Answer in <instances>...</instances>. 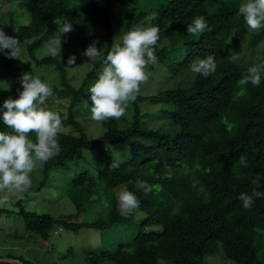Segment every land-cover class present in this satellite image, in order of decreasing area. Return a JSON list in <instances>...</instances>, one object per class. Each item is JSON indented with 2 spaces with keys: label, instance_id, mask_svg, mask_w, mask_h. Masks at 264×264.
<instances>
[{
  "label": "trees",
  "instance_id": "16d2710c",
  "mask_svg": "<svg viewBox=\"0 0 264 264\" xmlns=\"http://www.w3.org/2000/svg\"><path fill=\"white\" fill-rule=\"evenodd\" d=\"M76 1L82 24L74 32L85 34L93 26H99L104 42L103 48L99 47L102 57L110 49L115 33L141 25L145 16L154 12L157 19L152 24L160 29V40L154 49L157 63L146 70L162 68L175 76L186 73L195 58L208 55L215 57L216 70L207 78L191 73L188 86L178 84L156 93L148 94L140 86L137 99L126 109L130 111L129 118L122 117L127 123L120 125L117 119L101 122L104 132L89 138L78 119L81 114L78 106L87 101L89 107L84 112L90 111L88 89L103 65L93 62L80 84L70 83L62 56L71 45L73 31L63 38L61 58L48 55L37 59L35 49L58 29L53 19L69 20L65 17L67 0H29V23L16 28L9 22L6 33L18 40H30L27 45L30 59L36 65L57 70L59 82L52 86L54 97L68 102L67 114L61 110L58 114L62 124L70 125L69 131L58 134L59 155L42 165L41 185L53 168L71 167L73 161L78 165L76 157L84 159L83 150H94L100 145L107 150V146L126 142L129 157L116 168L110 167L114 161L109 157L100 167L95 166V175L84 169L72 178L67 193L74 212L69 215L55 218L20 206L17 213L23 219L27 235L34 234L46 241L54 226L60 224L75 232L82 227L128 226L135 212L128 217L122 215L114 194L118 186L124 185V189L136 194L140 201L138 209L145 213L140 224L157 223L161 229L138 231L126 246L88 252L84 264H157L159 259L169 264H205L204 258L218 251L234 264H264L255 243L257 231L264 228V197L256 199L251 208H245L239 199L240 193L251 194L254 187L264 192V75L259 87L251 84L239 87L237 81L247 74V68L228 51L231 34L241 35L247 27L243 16L238 14L243 0H168L149 12L130 6L129 2L139 0ZM201 16L208 28L197 35L188 34L187 24ZM263 38L264 27L252 33L248 48L256 47ZM2 58L5 68L15 60L4 53ZM257 61L256 65L264 66V49ZM9 96L17 97V89L0 90V104ZM144 102L164 106L162 116L179 126V130L171 135L145 127L143 118L148 112L141 110ZM0 131L12 130L0 128ZM29 138L35 142L36 134L29 133ZM241 154L247 158V167L239 164ZM256 177L261 181L254 186L252 181ZM136 180L146 181L152 191L145 194L137 190L134 183H129ZM95 202L100 204V215L93 220H81L85 205Z\"/></svg>",
  "mask_w": 264,
  "mask_h": 264
},
{
  "label": "rangeland",
  "instance_id": "374dc122",
  "mask_svg": "<svg viewBox=\"0 0 264 264\" xmlns=\"http://www.w3.org/2000/svg\"><path fill=\"white\" fill-rule=\"evenodd\" d=\"M168 0H139L129 2L130 6H134L139 10H154L160 4L167 3ZM244 2V0H243ZM65 17L69 19L73 26V32L77 31L76 26L82 24V20L77 10L76 0H67V9ZM30 21L29 0H0V28L7 32L9 22H13L17 28L20 25H26ZM77 24V25H76ZM256 31L246 30L243 34L232 33L228 39V51L235 60L240 61L244 68H249L252 65L258 64V58L261 50L264 49V38L254 48H248V41ZM54 32L50 38L44 42L40 47L35 49L34 56L40 59L48 56L46 52V45L55 36ZM115 33L114 39L118 36ZM64 36H62L63 41ZM93 41H97V47H103L104 42L102 38V29L99 26H93L92 29L85 34H77L74 32V38L71 45L68 47L66 53L63 54L62 60L65 64L70 83L72 85L80 84L84 73L90 69L93 62L89 58L82 55L83 51ZM21 55L16 58L11 66L4 67L2 53H0V90L8 91L12 89H22L19 82V77L24 72H31L35 77L40 78L43 82L50 86L58 85L59 76L57 70L53 66L36 65L29 57L27 52V45L30 40L21 39ZM75 55V64L68 65L66 60L69 56ZM158 68L156 70H146L148 74V81L141 86L145 88L146 92L156 93L161 89L172 88L179 85L188 86L192 81V72L189 70L186 73L171 76V73L163 71ZM68 102L66 99H57L56 97L48 98L44 108L47 110L62 111L67 114ZM81 114L78 119L83 123L89 138H96L104 132V127L101 122L92 121L90 119V111L84 112V104H79ZM165 107L160 103L152 104L144 102L141 110L148 112L143 118L145 127L159 129L171 135L179 130V126L173 124L168 117L162 116V110ZM130 111L126 110L124 117L129 118ZM66 115L63 116L65 118ZM120 125L127 123L122 121V117L117 119ZM63 131H69L70 125L62 124ZM66 126V127H65ZM125 127V126H121ZM0 128L6 129L2 119H0ZM139 140L149 143L147 139L140 138ZM82 155L76 157L77 164L72 162L71 167H56L50 170V173L43 181L42 166H38L37 170L31 174L32 186L23 195L15 193H7L8 203L0 206L3 212L0 213V257H10L15 255L18 259L27 260L32 264H84V256L88 252H102L105 250H113L119 245H128L133 236L138 231H149L161 229L160 224H144L140 222L145 216L142 210L137 209L134 214L133 222L128 226L113 225L105 229H94L89 227H82L78 231H73L65 228L62 224L55 225L56 233L50 234L46 241L39 239L37 235H27L22 217L17 213L20 206L27 210H32L37 213H48L55 218L69 215L74 212V205L70 199L67 189L69 188L72 178H74L81 170H89L92 175H95V166H101L109 157L116 163H121L129 157V145L122 142L115 146H107L104 150L103 146H97L94 150H83ZM77 165V166H75ZM98 167V168H99ZM186 172V170H183ZM125 186H118L114 191L115 197L124 190ZM5 193H0V196ZM18 203V204H17ZM80 215V219L89 221L97 218L100 211V204L88 203L85 205ZM118 206V203H117ZM119 209V206H118ZM120 226V227H118ZM256 247L258 256L264 262V228L257 231ZM205 264H234L231 260L223 257L222 252L218 251L215 254L208 255L204 258ZM0 264H16V263H0ZM157 264H169L165 260L159 259Z\"/></svg>",
  "mask_w": 264,
  "mask_h": 264
},
{
  "label": "clouds",
  "instance_id": "9594fccd",
  "mask_svg": "<svg viewBox=\"0 0 264 264\" xmlns=\"http://www.w3.org/2000/svg\"><path fill=\"white\" fill-rule=\"evenodd\" d=\"M238 14L243 16L248 30L259 31L264 27V0H244L238 6ZM155 19L157 14L149 13L141 25H134L128 31L120 32L103 57V47L98 48L97 41H93L83 51L82 55L88 57L90 62L99 61L103 65L98 78L88 89L92 121L105 122L123 117L128 105L137 99L140 86L147 83L149 77L146 69L157 63L154 49L160 40V29L152 24ZM53 23L58 26V34L48 42L46 52L52 57L61 58L62 36L73 31V26L69 20L60 17L54 18ZM206 28L208 25L204 17H195L187 24L186 32L197 35ZM20 45L21 42L16 36H10L0 28V53L10 59L20 58ZM75 60V55H71L67 64L73 65ZM189 68L193 74L207 78L216 70L215 57H197L190 63ZM262 75L264 66H251L247 69V74L237 81V85L241 88L249 84L259 87ZM19 82L22 89L18 90V96H9L0 104V119L6 128L12 130L0 131V193H5L0 196V206L8 203L7 193H26L32 186L31 174L61 151L57 139L62 131L61 116L43 107L48 98L54 97L52 86L33 76L31 72L22 73ZM84 107H89L87 101ZM32 132L36 134L35 142L29 138V133ZM239 164L248 166L245 155L239 156ZM110 167L116 168L118 163L113 162ZM260 181L261 178L256 177L252 183L256 186ZM129 183H134V187L145 194L152 191L146 181L136 180ZM262 197L264 192L256 190L255 187L251 194L242 192L239 195L245 208H251L255 200ZM116 199L119 211L125 217L135 212L140 205L136 194L127 189L121 190Z\"/></svg>",
  "mask_w": 264,
  "mask_h": 264
},
{
  "label": "water",
  "instance_id": "95a60500",
  "mask_svg": "<svg viewBox=\"0 0 264 264\" xmlns=\"http://www.w3.org/2000/svg\"><path fill=\"white\" fill-rule=\"evenodd\" d=\"M0 262L2 263H18V264H25L17 258L13 257H0Z\"/></svg>",
  "mask_w": 264,
  "mask_h": 264
},
{
  "label": "built area",
  "instance_id": "2783aa9c",
  "mask_svg": "<svg viewBox=\"0 0 264 264\" xmlns=\"http://www.w3.org/2000/svg\"><path fill=\"white\" fill-rule=\"evenodd\" d=\"M55 232H57V231H55Z\"/></svg>",
  "mask_w": 264,
  "mask_h": 264
}]
</instances>
